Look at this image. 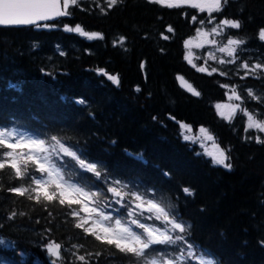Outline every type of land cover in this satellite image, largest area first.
<instances>
[{"label":"trees","instance_id":"trees-1","mask_svg":"<svg viewBox=\"0 0 264 264\" xmlns=\"http://www.w3.org/2000/svg\"><path fill=\"white\" fill-rule=\"evenodd\" d=\"M70 11L72 15L52 22L57 25L53 28L0 27V126L49 141L55 135L100 161L110 177L154 189L191 225L190 240L218 264H264V143L255 139L264 140V132L245 131L244 111L226 120L215 108L225 101L228 87L242 97V109L264 120V70H250L264 64V42L258 38L264 27V0H229L223 13L211 14L216 17L213 24L239 19L241 29H226L223 38L246 41L232 63H214L218 71L211 75L208 66L205 72L197 70L200 60L185 59V41L208 26L207 12L190 6L167 8L149 0H117L113 7L108 0H80ZM65 24H79L102 38L67 32ZM244 62L249 69L240 67ZM109 75L117 76L119 83ZM177 77L200 95L183 87ZM10 81L18 88H9ZM81 99L84 103H77ZM179 122L208 129L230 156L231 170L214 165L196 144L185 141ZM58 162L73 163L62 154ZM21 183L12 170L0 171V238L6 241L0 244V263L51 264L43 247L51 240L62 244L64 259L58 264H135L131 255L75 228L79 217L68 215L67 206L61 207L58 200L46 211L44 201L37 204L7 191ZM96 184L106 192V185ZM185 187L194 194L186 195ZM104 203L111 206L105 208ZM99 207L114 218L129 219L114 200ZM11 211L25 215L9 220ZM141 222L162 227L160 221ZM153 249L172 251L161 245ZM80 255L85 261L76 259Z\"/></svg>","mask_w":264,"mask_h":264},{"label":"snow or ice","instance_id":"snow-or-ice-1","mask_svg":"<svg viewBox=\"0 0 264 264\" xmlns=\"http://www.w3.org/2000/svg\"><path fill=\"white\" fill-rule=\"evenodd\" d=\"M79 2L80 0H0V26L31 25L38 28H53L57 25L47 22L72 15L70 8L77 6ZM149 2L167 8L189 5L200 12L209 13L208 23H212L216 17L211 14L223 13L229 0H149ZM116 4L117 0H108L109 7ZM192 19L196 21L197 17L193 16ZM199 23L203 25L205 21L200 20ZM63 27L67 32H75L88 39L102 38L101 33L85 31L79 24L74 27L65 24ZM241 27L242 24L239 19L224 18L216 22L208 35L223 34L226 29L239 30ZM168 31H173L171 26H169ZM197 31L201 33L200 29ZM164 38L168 39V37ZM258 38L264 42V27L258 30ZM123 40L124 38L121 37L120 42L122 43ZM208 43L215 45L217 41L209 40ZM245 43L246 41L243 39L229 36L227 37V44L219 47L218 51L231 58L237 55L239 47ZM187 44L188 41H185L186 46ZM209 58L216 59L212 53H209ZM185 59L192 63L188 55L185 56ZM218 62L221 64L232 63L233 60H219ZM240 67L249 69V64L244 62ZM257 69L264 70V64H254L250 70L254 72ZM197 70L200 72L207 71L204 67H199ZM98 71L103 72V69ZM217 71L216 68H212L208 74L211 75ZM248 74L249 72L246 71L245 76ZM108 79L113 83H119L118 77L115 75H109ZM177 79L181 80L182 84H185L194 95H200L190 84L183 81V77H177ZM7 86L12 89L18 88V85L11 81ZM222 87H227V85H222ZM232 95L237 100L242 99L235 89H233ZM249 95H253L250 89ZM253 98L259 99L255 96ZM77 103L83 104L84 101L81 99ZM221 107L220 104L216 105L217 109ZM238 111H244L247 115L246 132L249 129L264 132V120L256 119L246 109H242L240 104L230 106L228 116H225L223 112H218V114L226 120H230ZM179 123L183 139L195 143L199 137L185 134V130L191 131V126L183 122ZM199 131L206 140L214 139L208 129L201 127ZM255 139L257 143H264V140L259 136ZM50 141L34 137L15 127L0 126V171L6 168L10 169L16 180L23 181L19 186L9 187L8 192L27 197L37 204L44 201L46 211L48 204L58 200L61 207L67 206L68 215L74 218L79 217L74 225L75 228L82 229L85 235L93 236L96 241L114 246L120 253L131 255L135 258V264H193V262L194 264H218V261L207 250L201 249L190 240L191 225L179 217L173 204L163 196L158 198L154 189H146L140 182H124L112 178L107 174L106 168L100 161L92 160L79 146L67 145L55 135L50 137ZM215 147L217 148L216 153L205 151L204 154L212 157L214 165H221L231 170L230 156L226 150L219 148L218 145ZM61 154L63 157H68L73 163L71 165L67 162L59 163ZM137 159H143V157L137 156ZM33 172H38L40 175L35 176L32 174ZM83 173H90L95 179L90 180ZM96 181L106 185V192L96 184ZM183 191L189 196L194 194L187 187ZM106 193H110L111 198ZM109 199L126 209L129 218L127 221L123 216L114 218L111 213L105 212L99 207L102 202ZM73 205H80V207L77 210L73 208ZM110 206V203H104L105 208ZM145 212L150 215L145 217ZM80 213L85 215L80 217ZM17 215L23 216L25 213L11 211L7 219L13 220ZM141 218L160 221L162 227L143 223ZM129 223L142 231H133ZM5 243L6 241L0 238V244ZM155 245L166 246L172 251L157 252L153 249ZM9 246L14 245L9 244ZM43 247L48 256L52 258L51 264H58L64 259L61 243L49 240ZM72 247L79 248L82 245L74 244ZM20 255L23 256L24 253H20ZM76 259L85 261V256H76Z\"/></svg>","mask_w":264,"mask_h":264},{"label":"rangeland","instance_id":"rangeland-1","mask_svg":"<svg viewBox=\"0 0 264 264\" xmlns=\"http://www.w3.org/2000/svg\"><path fill=\"white\" fill-rule=\"evenodd\" d=\"M182 6H189V5H182ZM207 25H208L207 27L206 26L199 27L198 29L201 30V33H198V31H197L193 36H191L187 39L188 44H187V46L185 45L186 55L189 56L192 63L196 62V60H200L198 63L196 62L198 65L197 67L198 68L204 67L205 69L207 66L210 68H213L214 63L217 65H221V63L218 62L219 60H225V61H227L229 59L233 60V57L230 58V57L226 56L224 53H221L218 51L219 47H222V46L227 44V37H229V36H224V38H223L224 33L223 34L208 35V33H210L211 29L215 26V24L207 23ZM209 40H215V41H217V44H215V45L210 44V43H208ZM209 53L214 54L216 59H210ZM209 70H211V69H209ZM180 83L183 87L188 89L185 84H182L181 80H180ZM227 89H228V91L226 94L225 101L217 103V104H220L222 107L220 109H217L216 108L217 104L215 105L216 112L217 113L223 112L225 114V116L229 115L230 106L238 104V100L235 99V97L232 95L233 89L228 88V87H227ZM200 128L201 127H198L196 129H191V131L185 130V134L189 135V136H193V137H199V139L194 144H196L198 146V148L200 149V151H202L203 153H205V151L210 152V153H216L217 148L215 146L217 145V143L215 142L214 139L213 140H206L204 138V135L202 133H200V131H199ZM191 143H193V142H191ZM208 157H210L212 160L211 156H208ZM84 215L85 214L82 213L81 217H83ZM87 227H88V225H87ZM0 264H4V263H0Z\"/></svg>","mask_w":264,"mask_h":264},{"label":"water","instance_id":"water-1","mask_svg":"<svg viewBox=\"0 0 264 264\" xmlns=\"http://www.w3.org/2000/svg\"><path fill=\"white\" fill-rule=\"evenodd\" d=\"M54 21H56V20L48 21L47 23H52ZM29 26H31V25H29ZM0 27H26V26H0Z\"/></svg>","mask_w":264,"mask_h":264}]
</instances>
